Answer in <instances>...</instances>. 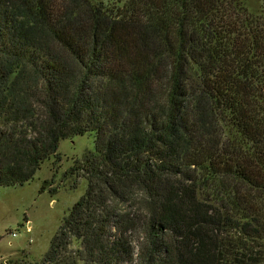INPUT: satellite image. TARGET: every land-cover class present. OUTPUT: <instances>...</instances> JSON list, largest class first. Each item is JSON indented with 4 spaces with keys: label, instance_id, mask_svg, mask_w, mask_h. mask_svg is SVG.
Here are the masks:
<instances>
[{
    "label": "trees",
    "instance_id": "obj_1",
    "mask_svg": "<svg viewBox=\"0 0 264 264\" xmlns=\"http://www.w3.org/2000/svg\"><path fill=\"white\" fill-rule=\"evenodd\" d=\"M87 133L43 264H264V4L0 0V186Z\"/></svg>",
    "mask_w": 264,
    "mask_h": 264
},
{
    "label": "rangeland",
    "instance_id": "obj_2",
    "mask_svg": "<svg viewBox=\"0 0 264 264\" xmlns=\"http://www.w3.org/2000/svg\"><path fill=\"white\" fill-rule=\"evenodd\" d=\"M245 2L252 12L264 4V0ZM94 149L93 133L64 139L58 154L41 165L34 179L0 186V264H43L64 217L88 187L85 177L68 172ZM52 188L56 191L51 192Z\"/></svg>",
    "mask_w": 264,
    "mask_h": 264
}]
</instances>
